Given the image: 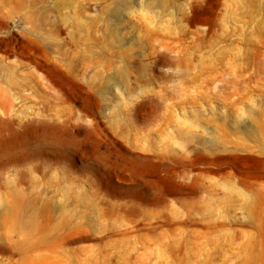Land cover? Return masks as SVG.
<instances>
[{
	"label": "rangeland",
	"instance_id": "1",
	"mask_svg": "<svg viewBox=\"0 0 264 264\" xmlns=\"http://www.w3.org/2000/svg\"><path fill=\"white\" fill-rule=\"evenodd\" d=\"M263 112L264 0H0V264H264Z\"/></svg>",
	"mask_w": 264,
	"mask_h": 264
},
{
	"label": "bare ground",
	"instance_id": "2",
	"mask_svg": "<svg viewBox=\"0 0 264 264\" xmlns=\"http://www.w3.org/2000/svg\"><path fill=\"white\" fill-rule=\"evenodd\" d=\"M37 2V0H19V5L21 7H33L35 5V3ZM45 10H41V12H44ZM28 17L31 19L32 17L30 15H28ZM264 114V112L262 114H260V117H262ZM258 129L261 130V138H257V136L254 133V129L253 127H251L248 130V133L254 138L255 140V144L254 145H249L247 143H245L243 140H241V138L239 137H235L231 140V149H227L225 145L222 146V149L225 150V152H232V154H224L221 155L222 156H235L237 155L235 152L236 150H243V151H251L252 147L256 146V150L258 151V155H259V162L260 165L264 167V119L262 121H259V123H256L255 125ZM227 143V142H226ZM225 143V144H226ZM211 145V144H210ZM243 184L247 187V188H251L252 189V193L249 197H245L243 202V208L247 211V212H251L254 207L258 204V203H263L264 202V191H261L259 188H255L252 187L249 183L247 182H243ZM22 193L20 191L14 190L10 193V197H11V201H12V205L14 207H19L21 206L24 202L22 200Z\"/></svg>",
	"mask_w": 264,
	"mask_h": 264
}]
</instances>
